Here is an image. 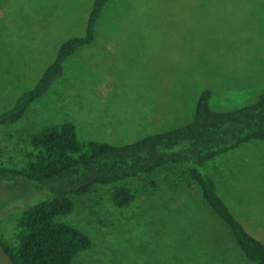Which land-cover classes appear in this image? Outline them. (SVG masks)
Returning a JSON list of instances; mask_svg holds the SVG:
<instances>
[{"label": "rangeland", "instance_id": "obj_1", "mask_svg": "<svg viewBox=\"0 0 264 264\" xmlns=\"http://www.w3.org/2000/svg\"><path fill=\"white\" fill-rule=\"evenodd\" d=\"M93 3L0 0V114L36 85L65 41L85 35ZM206 88L217 110L239 108L264 88V0H111L95 42L66 60L64 74L21 119L0 128V166L21 167L31 134L49 124L73 121L83 143L126 144L174 129L194 119ZM205 168L232 212L264 241V139ZM129 184L136 198L128 206L99 185L59 217L92 239L74 264H255L186 167ZM45 189L0 180V238H12L23 209L49 196ZM0 264H12L1 246Z\"/></svg>", "mask_w": 264, "mask_h": 264}, {"label": "trees", "instance_id": "obj_2", "mask_svg": "<svg viewBox=\"0 0 264 264\" xmlns=\"http://www.w3.org/2000/svg\"><path fill=\"white\" fill-rule=\"evenodd\" d=\"M110 1L94 0L85 35L74 36L60 46L36 85L20 95L13 108L0 114V128L21 119L64 74L66 60L95 42L98 23ZM212 97L211 88L202 91L191 122L126 144L83 143L73 121L34 131L24 164L19 168L0 166V180L27 179L49 192L48 197L23 209L10 240L0 238L12 264H74L92 246L87 232L59 218L73 211L76 196L87 195L99 185L109 186L112 201L128 206L136 198L129 181L178 167H186L188 179L199 186L205 201L227 223L244 255L255 264H264V241L252 235L232 212L205 168L222 153L264 139V88L258 97L235 109H214Z\"/></svg>", "mask_w": 264, "mask_h": 264}, {"label": "crops", "instance_id": "obj_3", "mask_svg": "<svg viewBox=\"0 0 264 264\" xmlns=\"http://www.w3.org/2000/svg\"><path fill=\"white\" fill-rule=\"evenodd\" d=\"M261 64H262V63H261ZM256 97H257V96H256ZM256 97H255V98H256ZM255 98H254V99H255Z\"/></svg>", "mask_w": 264, "mask_h": 264}]
</instances>
